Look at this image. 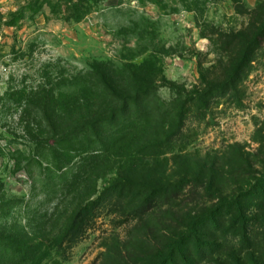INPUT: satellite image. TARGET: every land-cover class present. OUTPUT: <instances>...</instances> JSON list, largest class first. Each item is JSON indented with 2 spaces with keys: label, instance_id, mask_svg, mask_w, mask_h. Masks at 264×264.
Wrapping results in <instances>:
<instances>
[{
  "label": "rangeland",
  "instance_id": "1",
  "mask_svg": "<svg viewBox=\"0 0 264 264\" xmlns=\"http://www.w3.org/2000/svg\"><path fill=\"white\" fill-rule=\"evenodd\" d=\"M184 1L103 0L76 22L70 0H0V264H184L170 256L186 238L211 244L189 264H237L235 199L264 264V0ZM86 65L110 87L98 102ZM135 86L173 115L142 122ZM181 106L159 153L137 150V130L115 142L168 132ZM94 120L101 143L66 152ZM143 189L161 193L137 213Z\"/></svg>",
  "mask_w": 264,
  "mask_h": 264
},
{
  "label": "trees",
  "instance_id": "2",
  "mask_svg": "<svg viewBox=\"0 0 264 264\" xmlns=\"http://www.w3.org/2000/svg\"><path fill=\"white\" fill-rule=\"evenodd\" d=\"M101 1L103 0H74V1L70 0L71 3L69 6V10L71 12L70 18L76 22L81 21L89 13L94 12L95 6ZM146 1H152V0H146ZM205 1H209V0H205ZM184 2H186V0ZM21 12L22 14H24L25 9L21 10ZM261 31L262 29H260L258 33L255 34V38H257L261 34ZM85 69L88 70V72L92 74L94 78H98L100 80L101 86L92 88L93 95L91 97L94 102H98L102 100L104 97H106L102 89H109L110 87L107 85L106 81H104L102 74L103 71L101 72L100 68H98L99 70H97L92 65H86ZM85 87L86 86H83L82 89H84ZM140 98L142 99V102L139 104V106H143L144 108L141 111H137L136 113L140 114V118H142L141 120L142 122H145L147 120V117L151 118V116L156 117L161 121H164L166 117H171L173 115L172 113H169L167 110L162 111L157 102L155 104H151V99L149 98H153V99L155 98L153 87L135 86L133 101L138 102ZM123 104L124 106L122 107L124 108L129 107V104L127 102L125 103L123 102ZM100 105L102 104H99L98 106ZM151 106L152 109L150 110V112L147 111L146 108L149 107L150 109ZM183 113L184 110L183 107L181 106L178 109L177 114H175L174 116V118H176L177 123L174 126L167 127L168 132H166L163 129V127L159 128V132L157 133H154V130L157 131L158 129H153V131L146 132L142 129L136 128L135 125L134 126L131 125L126 129L117 128V134H116L117 137L115 139L116 140L115 142L119 140L121 135L129 134L130 132H134L135 130H137L142 134V136H144L143 144L139 148H137V150H139L140 153L142 154L148 153L150 155H155L156 153H159L158 151L170 140L171 137H173L175 134H178V128H179L178 122H180V120L182 121L181 118ZM109 115H110L109 121H107V124L111 125V123H113V121L117 119L119 112L115 111L114 114H109ZM99 121L100 120H94L89 126L90 128L89 131L91 135L86 134V132H82L80 135L74 136V138L69 141V143L74 142V146L70 150H66V152L74 153V157H76L84 153L86 150L90 149L92 147L91 145L100 144L101 142L99 143V140L96 139L97 137H99L98 130L95 132V136H92L94 132V126L95 125L96 127L99 126L100 123H102L104 120L102 122ZM152 137H154L155 140H158L160 138L161 141H159L158 143L159 145L153 146L152 144H150V139H152ZM105 139H108L107 136L105 137ZM150 149L153 150L150 152H146ZM258 183L259 184H257V187L254 188V190L252 191H260L261 195L264 197V180L259 181ZM122 190L123 189L119 191L118 195L121 194ZM147 192L148 190L146 189H143V191L141 192L143 195L142 200L137 204V207L135 208V212L144 213L147 210H149L150 207L154 205V201L158 198V196L161 193L159 190H154V189L148 192V194ZM225 207H227V211H224V216L230 215V223H235L236 225H238V230H237L238 232L236 231V233L239 237V241H237L238 243H236V249H233L234 252H232L230 255L227 256L226 261L231 259L236 261L237 264H247V263L249 264V261L250 264H258L257 262L254 261L253 255L250 258L249 253H247L248 251L251 250L249 247L254 244H251L253 241L250 240L251 237L248 233V226H247L248 219L246 218L244 213L245 207L241 205L236 199L233 200L229 206L228 204L225 205L224 209ZM83 211H85V209H83ZM83 211L79 210V214L77 217L84 216L85 213ZM262 226H263V235H264V218H263ZM189 246L192 247V249L195 252L196 256L193 257L197 259L196 257H198L199 255L201 257L202 254L208 251L207 248H209L211 244H204V243L202 244V242H200L199 239L197 238H186V240L179 239L177 245L175 246L174 254L170 256V259L173 260L176 256H180L181 258H183L184 264H189L191 262V259L193 258L191 257L186 260L184 259L185 258L184 252L188 250ZM217 247L221 248L219 245ZM16 253L22 263H28L30 261L31 252L29 250L25 248H19L16 249ZM200 259H202V257Z\"/></svg>",
  "mask_w": 264,
  "mask_h": 264
}]
</instances>
